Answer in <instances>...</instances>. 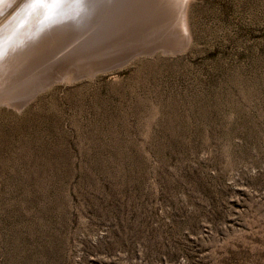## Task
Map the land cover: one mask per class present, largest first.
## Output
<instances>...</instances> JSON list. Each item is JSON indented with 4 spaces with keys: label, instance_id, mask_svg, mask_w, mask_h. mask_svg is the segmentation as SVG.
<instances>
[{
    "label": "rangeland",
    "instance_id": "rangeland-1",
    "mask_svg": "<svg viewBox=\"0 0 264 264\" xmlns=\"http://www.w3.org/2000/svg\"><path fill=\"white\" fill-rule=\"evenodd\" d=\"M182 1L0 83V264H264V0Z\"/></svg>",
    "mask_w": 264,
    "mask_h": 264
},
{
    "label": "bare ground",
    "instance_id": "bare-ground-1",
    "mask_svg": "<svg viewBox=\"0 0 264 264\" xmlns=\"http://www.w3.org/2000/svg\"><path fill=\"white\" fill-rule=\"evenodd\" d=\"M13 1L0 0V14L10 8ZM134 1L136 0H67L50 14L43 8L28 9L26 6L30 0H26L0 24V83L10 77L14 70L42 64L49 61L55 51L60 52L64 47V39L73 32L72 24L78 22L80 16L85 14L88 21L93 22L94 18L104 14L124 13ZM184 1L186 0L180 3L179 8L185 6ZM143 7L144 2L135 5L136 10H142ZM131 11L132 8L129 13ZM181 19L184 22V18ZM56 26L59 28H55ZM42 30L44 31L40 33ZM182 33L178 44L182 43L178 46L184 48L187 36L183 29ZM184 40L186 41L183 43ZM4 62L5 66H2Z\"/></svg>",
    "mask_w": 264,
    "mask_h": 264
},
{
    "label": "water",
    "instance_id": "water-1",
    "mask_svg": "<svg viewBox=\"0 0 264 264\" xmlns=\"http://www.w3.org/2000/svg\"><path fill=\"white\" fill-rule=\"evenodd\" d=\"M23 1L24 0H14L10 8H8L4 12L1 11L0 24L3 23L4 20L12 12L16 11V9L23 3ZM123 15L125 14L117 13V12H114V14L113 13L104 14V15L98 16V18L97 17L94 18L93 22H91L90 20L88 21V18H86L85 14L83 16H80L78 22L72 24L71 31L73 32L69 33L68 34L69 37L64 39V43H63L64 47H62L60 52L55 51L53 53V56L51 59L52 64L56 62H61L62 60H65L66 58L75 59L77 56H81L84 54H92V52H96L97 49L90 50L89 48L90 47L95 48L96 46H99L98 43L101 40L100 37L104 35L106 36L110 32V30L108 29H110L113 26L116 19H124L126 15L125 16ZM50 26H48V28ZM55 28L58 29L59 27L56 26ZM44 30H42L40 33H42ZM7 103L8 102H6V104Z\"/></svg>",
    "mask_w": 264,
    "mask_h": 264
},
{
    "label": "snow or ice",
    "instance_id": "snow-or-ice-1",
    "mask_svg": "<svg viewBox=\"0 0 264 264\" xmlns=\"http://www.w3.org/2000/svg\"><path fill=\"white\" fill-rule=\"evenodd\" d=\"M66 2L67 0H30L26 7L31 10L43 8L51 14L54 13L57 8L63 6Z\"/></svg>",
    "mask_w": 264,
    "mask_h": 264
}]
</instances>
